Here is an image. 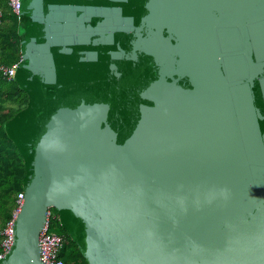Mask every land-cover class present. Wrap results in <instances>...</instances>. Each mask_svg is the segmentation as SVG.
<instances>
[{
	"label": "water",
	"instance_id": "95a60500",
	"mask_svg": "<svg viewBox=\"0 0 264 264\" xmlns=\"http://www.w3.org/2000/svg\"><path fill=\"white\" fill-rule=\"evenodd\" d=\"M26 7L7 127L24 200L0 264H44L50 207L88 264H264V0Z\"/></svg>",
	"mask_w": 264,
	"mask_h": 264
},
{
	"label": "trees",
	"instance_id": "16d2710c",
	"mask_svg": "<svg viewBox=\"0 0 264 264\" xmlns=\"http://www.w3.org/2000/svg\"><path fill=\"white\" fill-rule=\"evenodd\" d=\"M5 3H7L6 8L3 5L4 0H0V10L3 11L2 21L0 23V64L10 65L15 61L19 60L21 57V53L18 54L20 52L18 38V27L20 25V22H18L16 16L11 12L10 7L8 6V0H5ZM23 17H25V20L27 22L28 37L31 42L32 23L29 20V15L26 7V0H22V15L20 19H22ZM31 49L32 47L30 48L31 58L24 60L22 63H31L33 56ZM20 73L21 70L19 67L15 77L16 79L13 81L17 82ZM2 81L8 80H6L0 73V82ZM0 90H2L1 92L3 93H0V105L4 103L6 98H18V102H23V96H25L28 102L27 94L19 87L18 84L13 90L5 89L2 86H0ZM22 108H19L14 112H2V114H0V130L1 127H3L1 126L2 124H4L5 126V131L3 134L4 144L2 147H0V208L6 209L7 211V219L5 221V224L13 217L14 208H12L13 210L10 212H8L7 210L11 200L10 198L14 197L13 201L15 207V199L17 197V194L19 192H23V178L25 176V166L23 158L20 155L18 149L16 148L14 142L12 141L7 131L8 123ZM58 232L63 234L66 238V245L61 253V257L65 260V262L67 264H88L85 257L80 252L78 245L70 238V236L66 233V231L62 228L61 225Z\"/></svg>",
	"mask_w": 264,
	"mask_h": 264
},
{
	"label": "built area",
	"instance_id": "2783aa9c",
	"mask_svg": "<svg viewBox=\"0 0 264 264\" xmlns=\"http://www.w3.org/2000/svg\"><path fill=\"white\" fill-rule=\"evenodd\" d=\"M8 6L11 12L20 19L22 15V0H8ZM3 11L0 10V23L2 21ZM24 61L23 55L19 60L10 65L0 64V73L8 81H13L16 77L20 64ZM24 193L19 192L15 199L13 217L4 226L0 235V258L11 248L13 243V223L14 219L23 203ZM52 207L48 208L46 220L39 235V255L44 264H67L61 257V253L66 245V238L63 234L56 231L53 220L58 218L57 213L53 212ZM55 210V209H54Z\"/></svg>",
	"mask_w": 264,
	"mask_h": 264
},
{
	"label": "rangeland",
	"instance_id": "374dc122",
	"mask_svg": "<svg viewBox=\"0 0 264 264\" xmlns=\"http://www.w3.org/2000/svg\"><path fill=\"white\" fill-rule=\"evenodd\" d=\"M6 8V5L7 3H5V0H4V4H3ZM6 10V9H4ZM20 22V25L18 27V38H19V50L20 52L18 54H22L25 59L27 60L28 58L30 59V44L32 42H30L29 40V37H28V26H27V22L25 20V17H23L22 19H19ZM32 51V49H31ZM16 79V78H15ZM14 79V80H15ZM17 84H19L18 82H15V81H2L0 82V86H2L3 88L5 89H8V90H13L16 88ZM2 90H0V93L3 94L1 92ZM4 91V90H3ZM0 94V95H1ZM27 103V99L25 98V96H23V102H18V98L14 99H5L4 103L2 105H0V114H2V112L4 113H7V112H14L15 110L19 109V108H22L26 105ZM1 126V130H0V147L3 146L4 144V131H5V126L4 124H2ZM14 198V197H13ZM13 198H10V203H9V206H8V212L12 211L14 208V199ZM5 202V201H3ZM53 212L54 213H57L56 209L54 210L53 209ZM7 211L6 209H3V208H0V235H1V232L3 231V228L5 226V221L7 219ZM58 215V213H57ZM53 225H54V228H56V231H58L60 229V220H59V216L57 219H54L53 220Z\"/></svg>",
	"mask_w": 264,
	"mask_h": 264
}]
</instances>
